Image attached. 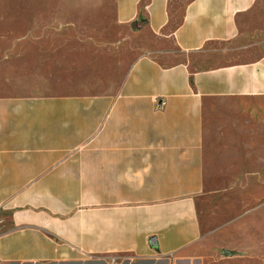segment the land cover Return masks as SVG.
I'll return each mask as SVG.
<instances>
[{
    "label": "crops",
    "instance_id": "1",
    "mask_svg": "<svg viewBox=\"0 0 264 264\" xmlns=\"http://www.w3.org/2000/svg\"><path fill=\"white\" fill-rule=\"evenodd\" d=\"M255 1L189 0L178 20L171 0H114L150 37L127 51L56 28L36 73L76 90L0 94V264L196 263L205 105L264 97V55L221 48Z\"/></svg>",
    "mask_w": 264,
    "mask_h": 264
},
{
    "label": "rangeland",
    "instance_id": "2",
    "mask_svg": "<svg viewBox=\"0 0 264 264\" xmlns=\"http://www.w3.org/2000/svg\"><path fill=\"white\" fill-rule=\"evenodd\" d=\"M188 1L171 0L178 20ZM71 24L81 38L110 44L123 41L125 51L150 40L117 22L114 0H0V94L76 90L74 78L36 73L50 62L54 47L61 53L66 45L68 36L56 28ZM223 47H228L233 60L264 55V0L255 1L240 21L237 35ZM163 48L175 54L168 62L184 57L171 40ZM218 48L206 46L211 51ZM115 74L120 76L122 70ZM202 150L195 264H264V97L209 100ZM223 249L233 254L225 256Z\"/></svg>",
    "mask_w": 264,
    "mask_h": 264
},
{
    "label": "water",
    "instance_id": "3",
    "mask_svg": "<svg viewBox=\"0 0 264 264\" xmlns=\"http://www.w3.org/2000/svg\"><path fill=\"white\" fill-rule=\"evenodd\" d=\"M150 241L153 243L154 242V238H151ZM222 254H224L225 256H230V255L233 254V251L227 250V249H223L222 250Z\"/></svg>",
    "mask_w": 264,
    "mask_h": 264
},
{
    "label": "trees",
    "instance_id": "4",
    "mask_svg": "<svg viewBox=\"0 0 264 264\" xmlns=\"http://www.w3.org/2000/svg\"><path fill=\"white\" fill-rule=\"evenodd\" d=\"M142 25H143V22H140L139 24H132V29H134V30H136V29H138V28H140V27H142Z\"/></svg>",
    "mask_w": 264,
    "mask_h": 264
}]
</instances>
